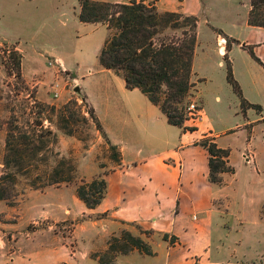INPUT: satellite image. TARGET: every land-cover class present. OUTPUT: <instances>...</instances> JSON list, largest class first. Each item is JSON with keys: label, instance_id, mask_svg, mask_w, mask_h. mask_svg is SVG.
Segmentation results:
<instances>
[{"label": "crops", "instance_id": "obj_1", "mask_svg": "<svg viewBox=\"0 0 264 264\" xmlns=\"http://www.w3.org/2000/svg\"><path fill=\"white\" fill-rule=\"evenodd\" d=\"M225 3L231 6L220 9L218 16L223 20L215 21L213 9L203 6L201 0L155 1L160 12H177L198 19L191 66V82L195 85L189 93V98L194 96L197 100L198 116L184 124L195 130L184 132L168 124L161 111L137 89H126L119 76L108 78L119 105L116 134L102 128L121 157L120 164L105 179L103 200L89 211L101 209L107 214L108 234L118 232V222L137 223L148 232L153 231L154 224H162L164 231L169 230L179 238L185 258L198 264H257L264 254V157L254 145L253 130L258 125L264 126V29L247 25V11L237 23L228 11L234 8L235 0ZM82 25L89 31L104 30L106 37L104 26ZM215 30L235 41L228 51L231 73L243 99L259 106V113L251 108L241 113L239 99L226 82L222 60L225 41ZM98 45L97 55L102 44ZM213 54L218 57L220 75L215 73ZM49 57L66 69L58 58ZM220 112H224L223 118ZM227 113L233 119L231 124L225 122ZM205 137L213 139L217 148L228 151L227 164L234 169L233 174H220L219 183H211L208 178V155L198 145ZM237 139L242 141L239 148L234 143ZM246 153L252 157L249 163L242 157ZM234 155H238V164ZM240 169L250 180L245 189L257 195L248 214L242 206L230 202L233 196L238 198L244 193V189L236 186ZM124 257L156 258L133 251L118 256L117 263Z\"/></svg>", "mask_w": 264, "mask_h": 264}, {"label": "rangeland", "instance_id": "obj_2", "mask_svg": "<svg viewBox=\"0 0 264 264\" xmlns=\"http://www.w3.org/2000/svg\"><path fill=\"white\" fill-rule=\"evenodd\" d=\"M201 1L203 6L213 9L215 21L223 20L218 16L220 9L231 6L225 3L227 0ZM248 10L249 0H235L234 8L228 11L231 18L240 23ZM77 11L78 0H0V175L3 172L8 118L14 113L19 120H25L26 108L32 107L33 101L57 108L67 102H75L79 111L75 128L82 138L79 141L63 134L57 129L54 118L50 117L49 124L44 122L56 134L54 152L74 161L76 179L72 184L35 190L30 187V177H17L14 196L10 200L0 201V264H98L93 255L104 252L109 239L117 236L121 230L141 236L150 244L154 253L152 257L156 258L124 257L118 263L116 258L115 264H149L148 260L153 264H198L185 258L179 238L169 230L164 231L162 224H154L147 238L140 235L144 229L137 223L118 222V232L108 234L107 214L101 209L87 210L74 195L75 185L80 180L88 182L97 177L105 180L116 167L111 161L114 152L108 149L92 126L81 123L80 116L87 118L86 112L91 107L102 127L114 135L115 115L119 106L108 80L114 74L103 70L96 59L95 49L98 43V47L102 44L105 32L84 28L77 21ZM204 20L208 21L206 15ZM11 49L22 55L20 78L14 73L8 52L5 54V50ZM49 56L58 58L70 71L55 64ZM211 59L217 69L215 73L220 75L222 71L216 65L218 57L213 54ZM80 75L85 77L80 79ZM75 88L78 91H74ZM189 104L197 106L194 96L193 99L186 98L180 105L188 120L194 118L186 110ZM220 113L223 118L224 112ZM237 119L241 121L240 116ZM225 122H233L228 113ZM253 137L257 151L264 157L263 125L254 128ZM241 142L237 139L234 141L237 146H234L239 148ZM234 159L238 164V155H234ZM53 162L54 159L49 157L48 166L39 167L37 172L49 170ZM37 172L34 171L31 176ZM236 180L237 189H244V193L238 198L233 196L230 202L234 206H242L245 214H248L252 204L256 203L257 195L245 189L250 180L242 169L238 170ZM257 264H264V254Z\"/></svg>", "mask_w": 264, "mask_h": 264}, {"label": "trees", "instance_id": "obj_3", "mask_svg": "<svg viewBox=\"0 0 264 264\" xmlns=\"http://www.w3.org/2000/svg\"><path fill=\"white\" fill-rule=\"evenodd\" d=\"M77 21L105 27L106 37L97 55V63L103 70L121 77L126 89H137L161 111L168 124L181 128L184 132L195 130L184 127L188 117L180 105L189 97L190 90L195 85L191 82V66L197 39V17L177 12H160L155 1L78 0ZM247 25L264 29V0H249ZM215 32L225 40L222 60L226 82L239 99L241 113L244 114L248 108L259 113V106L250 105L243 99L232 76L228 51L235 41L220 30ZM7 52L14 73L20 78L22 55L15 49L5 50V54ZM249 54L263 66L252 51ZM26 109L25 120L21 121L11 113L6 123L0 201L10 200L14 196L13 190L19 176L30 177V187L35 190L72 184L76 179L74 161L54 152L56 134L50 126L44 124L45 121L49 124L51 118H54L59 131L82 141L75 128L79 112L76 103L67 102L57 108L33 101V106ZM86 113L87 118L80 116L81 123L94 128L108 149L114 152L111 157L113 164H120V152L108 140L94 110L90 107ZM46 114L49 116H45ZM198 145L207 152L208 178L211 183H219L220 174L234 173V169L227 164L228 151L217 148L213 139L205 137ZM49 157L54 159L52 167L37 172L39 167L48 166ZM34 171L37 173L31 176ZM105 193L106 182L101 177L88 182L80 180L74 189L75 197L87 210H94ZM149 234L147 231L140 232L146 238ZM133 251L148 257L154 255L150 245L141 236H133L128 231L121 230L117 236L109 239L104 252L95 253L93 257L98 264H115L118 255H128Z\"/></svg>", "mask_w": 264, "mask_h": 264}, {"label": "built area", "instance_id": "obj_4", "mask_svg": "<svg viewBox=\"0 0 264 264\" xmlns=\"http://www.w3.org/2000/svg\"><path fill=\"white\" fill-rule=\"evenodd\" d=\"M186 110H187L189 115L194 117L193 119H195L198 116V109H197V106L195 104H189L187 106ZM242 157L246 163L251 162L252 157L249 153L243 154Z\"/></svg>", "mask_w": 264, "mask_h": 264}, {"label": "water", "instance_id": "obj_5", "mask_svg": "<svg viewBox=\"0 0 264 264\" xmlns=\"http://www.w3.org/2000/svg\"><path fill=\"white\" fill-rule=\"evenodd\" d=\"M74 91H78V89L77 88H75V90Z\"/></svg>", "mask_w": 264, "mask_h": 264}]
</instances>
